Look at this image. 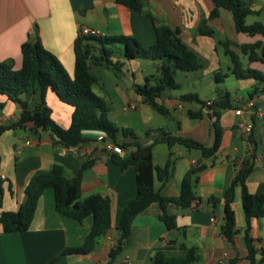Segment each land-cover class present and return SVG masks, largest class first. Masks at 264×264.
<instances>
[{
    "label": "crops",
    "instance_id": "obj_1",
    "mask_svg": "<svg viewBox=\"0 0 264 264\" xmlns=\"http://www.w3.org/2000/svg\"><path fill=\"white\" fill-rule=\"evenodd\" d=\"M243 1L255 12L249 15L255 18L251 24L258 22L264 25V0ZM142 4L143 12L135 13L112 0H0V61H11L15 69L19 68L21 45L39 39L43 48L57 58L72 78L73 43L82 29H89L95 37H131L142 48H147L154 43L155 28L165 25L179 29L180 40L197 55L201 63L209 64L216 58V66L205 70V65H202L200 70L202 76L212 74L213 81L220 82L226 78V74L219 78L215 36H219L217 44L221 45L226 57L225 47L234 53V48L238 49V46L264 40L260 35L236 33L232 17L227 12L228 17L224 13L226 11L222 10L216 18L209 19L208 15L213 9L211 0H142ZM203 19L213 30L212 37L197 34ZM233 35L237 37L236 40L232 38ZM259 54L260 50H255V56ZM136 60L113 55L110 61L120 64L119 70L112 65L93 66L96 83L92 92L108 107V119L118 129L132 132L141 148L152 146V165L168 171L165 180H159L154 175L153 188L160 197L177 198L184 176L192 169H202L192 183L196 197L194 203L187 209L174 205L168 208L175 215L179 230L168 232L158 220L161 213L159 204H150L133 219L129 235L122 241L121 254L114 264H152L151 257L156 249L168 247L176 252L180 245L197 248L200 259L194 264H228L232 260H236L237 264H249L245 260L243 234L228 241L222 236L220 228L224 218V196L245 162L254 163L246 180L247 192L264 195V62L250 61L255 66L247 65L248 68L241 70L240 77L232 73V67H227L240 88L238 90L236 86L233 97L225 90L219 92L218 87L212 85L209 86L213 89L210 94L215 93V98L201 99L198 94L187 92L173 95L166 91L158 100L169 112L168 116H163L135 93V87L142 85L147 77L143 66ZM250 72L257 73L262 79L253 78ZM184 94H196L205 103L214 102L225 107L210 109L197 103L198 107L186 109L179 100ZM250 99L256 101L261 117H245L246 122L252 121L253 124L250 136L245 137L242 130L237 128L238 118L233 111ZM45 102L52 120L62 129H67L72 108L60 101L51 90L46 92ZM20 111L18 104L0 94V127L15 121ZM188 111L200 112L202 116L199 119L190 118ZM212 112L218 113L222 130L219 148L212 156L204 157L201 151L187 149L178 143L170 148L165 144L153 145L158 133L146 135V131L162 129L170 136L209 148L214 141ZM83 134L88 141L71 148L54 145L49 132L35 131L30 125L15 131L5 130L0 134V176L4 177L0 178V214L17 212L26 199L25 189L30 179L37 172L48 171L53 166L62 167L66 177L74 179L78 177L82 164L91 162L92 165L80 177L81 198L101 195L110 200V229L99 239L95 251L86 256H67L59 264H107L109 252L118 236L116 228L121 213L136 195L134 168L121 170L112 161V156L126 158L130 149H121V154H114L106 149V144L113 142L101 132L86 131ZM129 141L118 133L113 144L118 146ZM134 149L131 150L136 151ZM210 199L219 202L213 206ZM230 207L236 228L243 230L246 220L239 187L234 189ZM91 223V217L79 224L58 214L54 208L52 189H45L26 231L4 233L0 226V264H47L63 249L80 245ZM249 227L254 248L258 253L264 252V217L251 219ZM257 259H260L259 254Z\"/></svg>",
    "mask_w": 264,
    "mask_h": 264
},
{
    "label": "trees",
    "instance_id": "obj_2",
    "mask_svg": "<svg viewBox=\"0 0 264 264\" xmlns=\"http://www.w3.org/2000/svg\"><path fill=\"white\" fill-rule=\"evenodd\" d=\"M112 1L132 12H143L142 0ZM211 2L213 9L208 15L209 19L216 18L222 10L226 11L232 17L236 33L248 36L260 35L264 39L263 24L256 22L247 25L245 22L249 15L255 14L247 2L243 0H211ZM206 22V19L201 20L197 34L212 37L213 30L207 26ZM115 45H121L122 57L125 60L145 58L158 62V77H146L144 83L136 86L134 90L147 105L163 116H168L169 112L158 100L166 91L178 88V84L175 82L176 73L194 72L202 68V63L197 55L180 40L179 29H171L165 25L155 28L154 43L147 48H142L131 37L78 35L72 49L74 55L72 78L68 76L57 58L43 48L39 39L27 41L21 45L19 68L15 69L11 61H0V94L18 104L21 110L15 121L5 127H0V134L5 130L15 131L30 125L35 131L49 132L53 144L64 148L77 147L86 143L88 139L83 134L86 131L101 132L113 143L118 133L130 140L118 145L122 150L130 149V154L126 158L112 156V161L121 170L128 167L134 168L136 195L121 213L116 228L118 236L109 252L107 264L115 263L122 251V241L129 235L133 219L152 203L159 204L161 213L158 220L163 223L166 230L168 232L178 231L176 217L168 208L170 205H174L181 209H187L194 203L196 197L192 183L196 179L195 175L202 169H192L184 176L177 198H162L155 192L153 188L154 175L156 174L159 180H165L168 177L167 169L155 168L152 165V146L141 148L132 132L118 129L110 122L108 107L101 98L92 92V87L96 83V77L91 72L92 66L107 67L112 65L114 69L119 70L120 68V64L116 65L110 61L114 55ZM238 48L242 54L248 55L249 61L264 62V40L251 45H241ZM255 50H260L258 57L255 56ZM224 52L232 64V73L236 77H240L242 69L238 56L227 47ZM250 74L255 79H262L255 72H250ZM219 78L222 76L219 75ZM48 90L54 92L60 101L72 108L71 122L67 129L59 127L51 118L50 110L45 102ZM179 100L181 102H196L210 109L215 106L225 107L221 104L216 105L214 102L207 104L199 100L196 94H184L180 96ZM188 116L199 119L202 115L200 112L188 111ZM212 116L214 118L212 123L214 141L209 148L191 140L170 136L162 129L146 131V135L158 133L153 145L165 144L170 148L173 144L178 143L187 149L201 151L204 157L212 156L219 148L222 135L218 113L212 112ZM132 148H135L136 151H132ZM91 165V162L82 164L78 177L74 179H68L60 166H53L48 171L37 172L26 186V199L17 212L0 214L2 231L4 233L26 231L34 216L38 199L45 189H52L54 208L58 214L79 224L85 218L91 217L92 223L88 234L80 245L63 249L47 264H59L60 260L67 256H86L94 252L99 239L110 229L111 204L107 197L101 195L81 198L80 177L82 172ZM253 168V161L245 162L232 179L223 199L224 218L220 231L228 241H232L235 236L242 233L246 248L245 260L249 264H262L264 263V252L258 253L254 248L249 227L251 219L264 217V195H252L246 190V180ZM236 187L241 190V205L246 220L243 230L236 228L234 213L230 207ZM218 202L216 199H210L213 206ZM170 242L173 240L170 239ZM258 254L260 259H257ZM199 259L197 248H186L184 245H180L176 252L171 251L168 247L156 249L151 257V262L152 264H194ZM228 264H237V262L232 260Z\"/></svg>",
    "mask_w": 264,
    "mask_h": 264
},
{
    "label": "rangeland",
    "instance_id": "obj_3",
    "mask_svg": "<svg viewBox=\"0 0 264 264\" xmlns=\"http://www.w3.org/2000/svg\"><path fill=\"white\" fill-rule=\"evenodd\" d=\"M224 13L228 17H230V15L227 12H224ZM253 20H255L254 17L252 16L247 17L246 24H251ZM232 38L236 40L237 37L235 38L233 35ZM213 39H214L216 52L218 54V59H219V68H220L219 74L220 75L226 74V78H223L222 81L220 82H214L213 75L207 74V76L206 75L202 76V70L194 71V72H177L175 75V82L178 84V88L173 89V90H168L166 93L173 94V95L184 93V92L185 93L186 92L196 93L201 99H204V98H215L216 97L215 93L210 94L211 90L213 92V89L212 88L210 89L209 87L211 85L213 87H218L219 92L223 93L224 90L227 91L231 97H233L235 94L236 86L238 87V90H240L239 86L237 85L238 83L237 80L227 70V67L228 66L232 67V64L230 63L228 57L223 55V48L221 47V45L217 44V41L220 40L219 36H215ZM234 54H236L239 58L241 69L245 70L246 68H248L247 65L250 67L255 66V63H252L249 61L248 55L242 54L239 48L238 49L234 48ZM114 57L123 58L121 45H115ZM136 61L143 66V69L145 70L144 74L147 77L149 76L158 77V70H157L158 62H153L145 58H138ZM202 65L203 67L205 65V68H204L205 70L210 69L211 66L212 67L214 65L216 66V58L214 57V60L211 61L209 64H206L202 61ZM253 69L251 68V70ZM91 72L95 73V70H93V66H92ZM208 82H210V84ZM143 83L144 82H142V84ZM242 96L245 97L243 93H242ZM181 105L184 106V108L186 109H189L190 106L193 108L198 107V104L195 102H181Z\"/></svg>",
    "mask_w": 264,
    "mask_h": 264
},
{
    "label": "built area",
    "instance_id": "obj_4",
    "mask_svg": "<svg viewBox=\"0 0 264 264\" xmlns=\"http://www.w3.org/2000/svg\"><path fill=\"white\" fill-rule=\"evenodd\" d=\"M80 35L83 36H94L93 32L89 29H82ZM209 104V103H207ZM234 115L238 118L237 128L242 130L245 137H249L252 129L253 124L251 122H246L245 117L248 116L251 119L260 118L261 114L257 109L256 101L254 99H250L245 103L240 104L238 107L234 109ZM106 149L110 150L114 154H121L122 150L119 146L114 145L113 143L108 142L106 144ZM0 178H4L0 176Z\"/></svg>",
    "mask_w": 264,
    "mask_h": 264
},
{
    "label": "water",
    "instance_id": "obj_5",
    "mask_svg": "<svg viewBox=\"0 0 264 264\" xmlns=\"http://www.w3.org/2000/svg\"><path fill=\"white\" fill-rule=\"evenodd\" d=\"M250 9L252 10L253 9V7H250ZM135 150V149H134Z\"/></svg>",
    "mask_w": 264,
    "mask_h": 264
}]
</instances>
